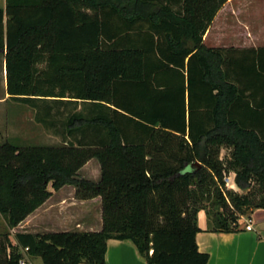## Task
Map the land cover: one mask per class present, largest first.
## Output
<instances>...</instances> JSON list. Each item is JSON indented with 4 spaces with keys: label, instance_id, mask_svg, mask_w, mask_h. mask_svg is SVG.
Here are the masks:
<instances>
[{
    "label": "trees",
    "instance_id": "1",
    "mask_svg": "<svg viewBox=\"0 0 264 264\" xmlns=\"http://www.w3.org/2000/svg\"><path fill=\"white\" fill-rule=\"evenodd\" d=\"M227 1L183 0L173 11L152 0H5L6 92L43 99L49 128L82 135L64 145H1L0 214L18 226L51 189L71 184L81 198L103 199L100 230L19 232L6 264H21L20 248L44 264H106L111 238L131 239L148 264H207L198 211L217 202L208 193L219 182L203 164L222 178L216 146H233L237 184L257 179L263 195L230 192L228 201L219 191L228 216L217 212L212 229L236 231L247 211L264 208V105L251 85L264 75L260 55L203 44ZM59 85L72 93L55 92ZM92 157L98 182L77 176ZM196 160L203 166L188 171Z\"/></svg>",
    "mask_w": 264,
    "mask_h": 264
},
{
    "label": "crops",
    "instance_id": "2",
    "mask_svg": "<svg viewBox=\"0 0 264 264\" xmlns=\"http://www.w3.org/2000/svg\"><path fill=\"white\" fill-rule=\"evenodd\" d=\"M152 1L157 2L158 7L165 4L173 11L181 10L183 5V0ZM257 4L260 5L256 1L248 0L245 4L235 6L233 0L227 1L218 10L213 22L206 30L203 44L209 48H253L260 55V58H257L258 67H264V0H262V11L257 12V16H262V20L253 23L252 21L243 22L246 30L244 29V32L241 33L242 36H238L239 34L236 33L232 35L225 33L227 24L224 20L227 17L224 16L227 15L228 9H241L245 5L246 9L249 10L255 8L254 6ZM228 41L234 43L225 45L224 43H228ZM238 41H244L245 43H238ZM210 42L213 44L210 45ZM0 83H3L7 88L6 58L3 52H0ZM251 85L256 90L254 94L256 103L264 105V75H260L259 80L252 82ZM51 98H54V96L47 99ZM60 99L76 100L71 97H60ZM1 100L0 98V102ZM77 101V104H75L76 110H81L83 103L81 100ZM186 101H188L187 97ZM262 111L259 117L264 121V110ZM56 136H60V133H56ZM76 190L77 188L73 187L72 184L51 190L52 195L48 200L28 215L18 226H10L7 219L0 214V264H6L7 254H9L12 245L17 246L16 234L19 232L37 234L55 231L100 230L103 226V199L100 196L89 199L76 198ZM198 213L200 231L197 233V243L199 249L207 252L210 256L207 264H264V208L254 209L248 217L242 216L239 220V228L233 232L214 231L210 227L207 214L204 211ZM87 216L88 218L85 219ZM249 222L252 223L250 231L245 229L246 224ZM20 250L24 253V258L28 261V264H44L43 261H40L41 257H31L25 253L24 249L20 248ZM106 264L148 263L131 239L111 238L107 243Z\"/></svg>",
    "mask_w": 264,
    "mask_h": 264
},
{
    "label": "rangeland",
    "instance_id": "3",
    "mask_svg": "<svg viewBox=\"0 0 264 264\" xmlns=\"http://www.w3.org/2000/svg\"><path fill=\"white\" fill-rule=\"evenodd\" d=\"M230 1V0H228ZM248 0H233L235 6H239V4H245ZM251 1V0H250ZM258 2L260 5L254 6L255 8L246 9L244 5L241 9H228L227 15H225L224 22L227 24L225 27V33L227 35H232L233 33L239 34L238 36H242L243 30L246 28L243 25V22H251L257 20H262V16H257V12L262 11V0H252ZM5 6V0H0V7ZM254 14V15H253ZM259 18V19H257ZM214 20V19H213ZM213 22V21H212ZM211 22V23H212ZM209 28V27H208ZM215 29V27H214ZM246 30V29H245ZM230 43H234L233 41H228V43H224L228 45ZM238 43H245L244 41H238ZM213 44L210 42V45ZM37 66L40 69L46 68V61L39 62ZM69 87L64 85L55 86L53 89L57 93H65L69 95L70 92ZM49 90V87L46 88ZM70 92V93H69ZM69 93V94H68ZM72 95V94H71ZM0 98L2 99L0 102V146L4 143H9L15 146L20 147H35V146H51V145H64L66 143L61 141V139L67 140V143L70 141L76 142L78 138L81 137L82 134H74L70 136L65 135L64 129L56 131L54 128H49L48 123L50 119H47L44 110V102L43 99H37L33 101H26L25 99L12 98L7 92L6 87L3 83H0ZM74 105V104H73ZM70 107H74V106ZM62 118L64 117H56V123L60 125ZM61 126V125H60ZM60 133V136H56V133ZM214 155L212 160H216L219 165L222 167L221 177L218 178L217 175L208 167L205 163V173L210 178V181L215 179L218 184L210 185L208 195L215 201V204H207V206L200 211H204L207 214L210 227H215L213 221L218 217L217 212L221 213L223 216H228L227 208L222 206V201L220 202L218 192L221 191L222 194L229 201V193L236 192L238 194L246 195L252 194L254 197H261L263 191L260 189V183L257 179H254L251 182V186L247 189L240 188L237 184L236 171L230 167L231 157L233 146H216L213 147ZM78 178H83L85 180H92L94 182L100 181L101 178V163L98 162L96 158H89L87 162L80 168L77 172ZM232 179V184L229 185L227 183V179ZM75 185H73L74 187ZM217 186L219 190L217 189ZM76 187V186H75ZM69 188V187H68ZM51 189V187H50ZM195 190L198 188L195 187ZM52 190V189H51ZM200 191V190H199ZM207 195V194H206ZM69 196V195H68ZM70 197V196H69ZM76 198H81V194L77 193L76 190ZM84 199V198H83ZM58 200V199H57ZM93 210V209H92ZM91 210V212H92ZM199 212V211H198ZM248 214L243 217H248L252 211H247ZM85 217V219H87ZM242 218V217H241ZM217 225V223H216ZM40 261L41 258H40ZM43 263V262H42Z\"/></svg>",
    "mask_w": 264,
    "mask_h": 264
},
{
    "label": "water",
    "instance_id": "4",
    "mask_svg": "<svg viewBox=\"0 0 264 264\" xmlns=\"http://www.w3.org/2000/svg\"><path fill=\"white\" fill-rule=\"evenodd\" d=\"M202 166H203V164L200 161L196 160L195 162H193L187 166V168H188L187 170L190 172L196 171V169L201 168Z\"/></svg>",
    "mask_w": 264,
    "mask_h": 264
},
{
    "label": "built area",
    "instance_id": "5",
    "mask_svg": "<svg viewBox=\"0 0 264 264\" xmlns=\"http://www.w3.org/2000/svg\"><path fill=\"white\" fill-rule=\"evenodd\" d=\"M232 179H233V178H231V179H227V183H228L230 186L233 185V184H232ZM245 229L250 231V229H252V223L249 222L248 224H246ZM20 263H21V264H28V261H27L25 258H23V259L20 260Z\"/></svg>",
    "mask_w": 264,
    "mask_h": 264
}]
</instances>
